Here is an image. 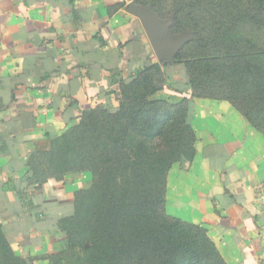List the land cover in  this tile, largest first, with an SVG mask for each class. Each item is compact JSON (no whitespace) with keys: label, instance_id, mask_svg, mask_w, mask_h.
Listing matches in <instances>:
<instances>
[{"label":"crops","instance_id":"1","mask_svg":"<svg viewBox=\"0 0 264 264\" xmlns=\"http://www.w3.org/2000/svg\"><path fill=\"white\" fill-rule=\"evenodd\" d=\"M130 3L0 0V218L29 264H56L66 212L62 201L23 194L28 159L47 133L115 100L116 70L128 78L150 50ZM191 111L197 152L170 169L166 211L206 228L228 264H264V134L228 100L193 98Z\"/></svg>","mask_w":264,"mask_h":264},{"label":"trees","instance_id":"2","mask_svg":"<svg viewBox=\"0 0 264 264\" xmlns=\"http://www.w3.org/2000/svg\"><path fill=\"white\" fill-rule=\"evenodd\" d=\"M127 1L151 4L161 15L160 0ZM260 2L263 6L264 0ZM246 16L256 19L250 11ZM239 57L222 61L194 56L189 78L169 85L184 94L183 103L152 97L159 88L152 85L149 70L161 72L157 62L149 61L141 75L128 78L116 70L110 93L117 106L106 102L86 108L61 135L47 133L49 144L32 154L30 169L40 152L58 174L90 169L97 176L91 187L76 193L74 212L58 220L67 244L53 257L56 264H64L66 251L71 253L68 264H228L206 228L167 213L166 192L174 163L187 167L196 156L190 116L199 86L228 83L230 98H238V109L264 134V65L245 52ZM0 264H29L13 249L1 218Z\"/></svg>","mask_w":264,"mask_h":264},{"label":"rangeland","instance_id":"3","mask_svg":"<svg viewBox=\"0 0 264 264\" xmlns=\"http://www.w3.org/2000/svg\"><path fill=\"white\" fill-rule=\"evenodd\" d=\"M262 3L260 0H160L161 15L159 16L165 19L174 17L170 32L179 34L187 30V36L180 50L176 52L174 61H169L158 58L144 32L150 50L145 51L144 56L136 62L131 75H141L144 65L149 64V61L159 63L161 72L149 70V74L153 77L152 85L159 88L152 97L173 104L182 102L184 94L172 91L169 85L182 84L189 78V62L196 55L222 61H237L240 53L245 52L264 65V5L262 6ZM247 11L255 15L256 19L247 18ZM176 20L179 21L177 25H175ZM199 39H204L203 43L206 45L201 46ZM180 52L182 54L178 60L177 55ZM195 93L200 97L192 98L231 100L238 107V98H230L233 94L226 82H206L199 86ZM112 104L117 106L119 101L115 99ZM37 156L36 167L31 168L26 177L27 191L24 193L32 197V194L38 191L46 202L60 203L62 201L65 215L73 213L76 193L91 187L97 181L96 174L90 169L58 174L53 171L48 159L44 158L40 152ZM44 210L46 209L41 211ZM59 230L61 231L60 227ZM59 244L64 250L67 244L65 235L60 238ZM70 254L69 251L63 253L64 264L69 263L66 258Z\"/></svg>","mask_w":264,"mask_h":264},{"label":"water","instance_id":"4","mask_svg":"<svg viewBox=\"0 0 264 264\" xmlns=\"http://www.w3.org/2000/svg\"><path fill=\"white\" fill-rule=\"evenodd\" d=\"M129 12L140 19L158 58L174 61L176 52L180 50L187 36V30L172 34L170 27L174 23V17L168 19L160 17L151 4L131 2Z\"/></svg>","mask_w":264,"mask_h":264}]
</instances>
